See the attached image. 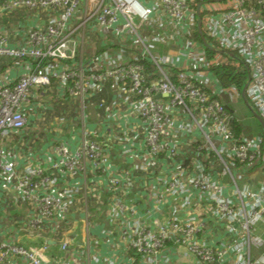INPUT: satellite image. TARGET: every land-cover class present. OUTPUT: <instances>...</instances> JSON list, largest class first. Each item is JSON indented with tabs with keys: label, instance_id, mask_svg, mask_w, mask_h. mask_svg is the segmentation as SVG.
<instances>
[{
	"label": "built area",
	"instance_id": "2783aa9c",
	"mask_svg": "<svg viewBox=\"0 0 264 264\" xmlns=\"http://www.w3.org/2000/svg\"><path fill=\"white\" fill-rule=\"evenodd\" d=\"M206 1L217 0H12L8 4L10 12L27 9L50 14L46 29L30 31L23 48L10 47L4 36H0L1 57L34 59L39 68L13 84L4 83L0 87V180L14 190L17 200L33 206L36 214L27 221V228L43 229L49 220L67 213L71 192L65 188L57 194L49 192L57 182L56 174L75 177L87 173L89 168L106 173L108 163L101 145L85 138L76 150L61 144L60 156L49 168L28 166L21 171L8 157L5 144L11 134L26 128L25 111L33 91L49 87L57 80L66 86L71 96L85 104L90 91L113 81L123 85L129 95L139 101V116L145 126V143L150 155L148 168H156L160 156L171 161L180 156L172 126L174 112L183 111L197 125L205 142L198 154L214 152L223 173L230 174L236 187L237 199L232 200L225 194L226 185L211 178L205 172V165L197 161L190 183L213 202L214 221L198 223L175 219L157 228L138 222L130 242L135 256L146 259L148 264H160L159 255L172 246L199 264H264V252L256 258L251 254L252 246L263 244L254 229L264 224V186L257 191L241 190L239 176L232 167L236 166V161L243 169H252L258 164L264 155V138L235 135L231 125L234 117L226 112L227 106L222 100L211 97L202 86L214 92L210 65L221 60L208 61L202 39L200 44L195 37L201 22L209 49L221 55L223 61L245 69L247 79L242 90L221 88L220 95L244 101L255 117L261 118L264 129V0H223L228 5L219 20L213 16L203 19L201 8ZM82 7L84 26L94 24L104 38L120 44L122 52L138 50L137 55L125 60L121 52L113 57L106 52L104 55L109 61L98 71L65 64L76 57V44L70 38L71 24ZM176 42H182L191 54L188 63L168 64L155 55V47ZM107 51L111 53L112 49ZM144 62L156 67L157 80L146 73ZM245 86L247 101L242 94ZM125 177L124 183L130 191L131 177L129 174ZM107 181L115 196L121 181L113 177ZM178 188V181L173 177L165 184L163 192L156 195L157 200L162 202L166 195L176 197ZM116 207L121 212L130 210L135 214L133 208L121 202ZM218 228L222 229V235L218 239L220 245L216 246L207 238ZM66 249L67 244H64L63 250ZM13 258L24 264H55L38 250L0 238V264ZM130 264H137L135 257Z\"/></svg>",
	"mask_w": 264,
	"mask_h": 264
},
{
	"label": "crops",
	"instance_id": "0c3cea01",
	"mask_svg": "<svg viewBox=\"0 0 264 264\" xmlns=\"http://www.w3.org/2000/svg\"><path fill=\"white\" fill-rule=\"evenodd\" d=\"M11 1L0 0V36H4L10 47L23 48L30 31L46 29L50 14L27 9L10 12L7 6ZM204 3L201 8L203 19L207 16L221 19L228 5L223 0ZM83 11L84 8H80L78 18L71 24L73 33L70 38L76 44V57L65 64L98 71L109 61L104 55L106 52L112 54L110 57L121 52L125 60L137 55L138 50L122 52L120 44L104 38L94 24L84 26ZM108 48L112 49L111 53ZM154 53L164 63L175 65L188 63L191 56L182 42L160 45L155 47ZM37 68L38 61L34 59L12 60L0 56V87L4 83H15ZM154 73L147 74L157 80ZM211 83L213 93L220 95L221 88L215 77H212ZM220 96L223 102L233 106L239 122L247 124L241 138H264L262 123L244 101ZM46 101L49 102L45 104L48 110L42 112L41 107ZM138 105L137 98L131 97L123 85L113 81L102 83L96 90L90 91L85 104L71 96L66 86L57 80L49 87L35 89L25 111L26 128L11 134L6 141L5 149L10 160L21 171L28 166L49 168L59 158L58 147L61 144L76 150L86 138L97 141L108 157L106 173L89 168L87 173L75 177L56 174L57 182L49 192L57 194L64 188L71 192L67 213L49 220L40 230L27 228L26 225L36 214L33 206L17 200L14 190L0 180V238L15 240L28 249L38 250L55 264H130L134 257L137 264H148L146 259L136 257L130 248L138 222L157 228L175 219L198 223H212L215 219L214 204L209 196L194 189L190 183L197 161L204 162L205 172L211 178L226 185L228 198L237 199L230 174L223 173V166L217 160H210V151L198 154L199 147L205 142L197 125L183 111L174 112L172 126L181 149L180 156L176 161L160 156L156 168H148L150 155ZM47 113L50 114L46 116ZM249 127L254 129L252 134ZM232 167L234 174L239 176L241 190L257 191L264 186V155L252 169L237 165ZM126 174L131 177L130 191L124 183ZM109 177L121 181L115 196L108 187ZM173 177L179 185L177 196L166 195L159 202L156 195L163 192L165 184ZM119 202L129 209L133 208L135 214L132 215L130 210L121 212L116 207ZM254 234L263 240L262 246L251 247V254L256 258L264 252V224H258ZM221 235L222 229L218 228L207 240L218 246ZM64 244H67L66 250H63ZM44 247L48 248L44 250ZM171 247L159 255L160 264H199L184 256L181 250ZM5 264L24 263L13 258Z\"/></svg>",
	"mask_w": 264,
	"mask_h": 264
},
{
	"label": "trees",
	"instance_id": "16d2710c",
	"mask_svg": "<svg viewBox=\"0 0 264 264\" xmlns=\"http://www.w3.org/2000/svg\"><path fill=\"white\" fill-rule=\"evenodd\" d=\"M195 37L200 42V44H202L200 35L197 31L195 32ZM202 47L205 51V54H206L208 61H212L216 58H219L221 60L220 62H214L213 64L210 65L211 73H212L213 77L216 78L217 82L219 83L220 88L228 89V90H231V88H236L238 91L242 90L243 85L247 79V72L245 71V69L242 68L241 66L237 65L236 63H232L231 61H223L221 59V55H217L216 52L205 47L203 44H202ZM144 63H145L144 65H145L146 73H154V71H155V73H154L155 77H158L156 67L151 63H148V62H144ZM42 64H44V63H42ZM202 86L206 89V91L208 92V94L211 97L218 98V99L222 100L221 96L215 95L214 93H212V91L209 88H206L204 85H202ZM224 104L227 106L226 112L230 115L232 114V116L234 117V119L231 120V125L234 129L235 135L238 138H240L241 134L245 132V130L247 128V124H241L239 122L238 116L233 113V110H234L233 106H231L230 104H228L226 102H224ZM249 130L251 131V134L254 131V129H252L251 127H249ZM263 148H264V146H263ZM209 154H210L209 155L210 160L211 159H214V160L218 159L214 152H210ZM236 165L241 166V163L239 161H236Z\"/></svg>",
	"mask_w": 264,
	"mask_h": 264
},
{
	"label": "water",
	"instance_id": "95a60500",
	"mask_svg": "<svg viewBox=\"0 0 264 264\" xmlns=\"http://www.w3.org/2000/svg\"><path fill=\"white\" fill-rule=\"evenodd\" d=\"M199 7H200V6H199ZM198 15L200 16V13H199ZM198 27H199V33H200V35H201V39H202V42L204 43V46L207 47V48H210V47L208 46L207 42H206V39H205L203 33H202V23H201V22H199ZM246 88H247V86H245V88L243 89V92H242V94H243V99H244L245 101H247V99H246ZM257 118H258L259 121L262 123L261 118H260V117H257ZM262 124H263V123H262Z\"/></svg>",
	"mask_w": 264,
	"mask_h": 264
},
{
	"label": "rangeland",
	"instance_id": "374dc122",
	"mask_svg": "<svg viewBox=\"0 0 264 264\" xmlns=\"http://www.w3.org/2000/svg\"><path fill=\"white\" fill-rule=\"evenodd\" d=\"M205 73H206V72H205ZM205 73H204V74H205ZM206 74H207V73H206ZM209 78H210V77H209ZM48 98H49V97H48ZM47 103H49V102L46 101V102L43 103L44 106L41 107V111H42V112H44V111L46 112V110H48V106L45 105V104H47ZM33 110H34V109H33ZM49 114H50V113H47L46 116L49 115ZM247 114L249 115L250 113L248 112ZM46 116H44V118H45Z\"/></svg>",
	"mask_w": 264,
	"mask_h": 264
}]
</instances>
